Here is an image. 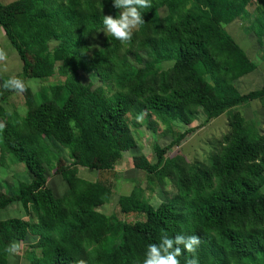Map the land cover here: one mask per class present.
Instances as JSON below:
<instances>
[{
	"label": "trees",
	"instance_id": "obj_1",
	"mask_svg": "<svg viewBox=\"0 0 264 264\" xmlns=\"http://www.w3.org/2000/svg\"><path fill=\"white\" fill-rule=\"evenodd\" d=\"M150 3L128 41L107 34L103 49L90 52L86 38L104 29L102 15L120 14L111 0L0 2V27L21 64L16 77L25 83L22 93L5 89L11 76H0V157L12 154L29 176L17 191L0 189V210L17 203L29 218L0 219V264L29 237L39 242V251L27 255L30 264H142L146 246L164 233L196 235L198 264H264V131L251 135L234 113L203 160L171 154L226 109L264 96V86L237 90L235 82L256 65L236 45L225 51L219 37L222 25L245 18L252 2ZM261 5L248 25L260 45L264 0ZM81 71L98 84L81 81ZM56 75L63 83L36 92L27 84ZM15 93L23 97L21 113L6 106ZM144 114L166 132L175 123L186 127L167 145L154 146L153 162L144 153L131 156L135 170L170 184V193L163 189L165 198L153 205L135 187L117 198L118 213L106 215L98 209L109 201L110 184L84 180L78 169L113 172L122 152L137 148L129 116L133 123ZM200 114L203 121L192 126ZM53 141L67 149L68 161L55 154ZM52 175L66 183L59 196L46 191ZM127 214L136 220L126 221ZM191 256L182 250L177 259L185 264Z\"/></svg>",
	"mask_w": 264,
	"mask_h": 264
},
{
	"label": "rangeland",
	"instance_id": "obj_2",
	"mask_svg": "<svg viewBox=\"0 0 264 264\" xmlns=\"http://www.w3.org/2000/svg\"><path fill=\"white\" fill-rule=\"evenodd\" d=\"M14 0H0L1 3H9ZM252 5L248 7V15L241 19L237 18L231 23L223 24L222 31L219 33L220 38L224 42L225 51L233 48L235 45L241 48L247 56L256 65V69L247 75H244L235 82V86L240 93L257 90L264 86V36L262 44H258L255 34L248 28L254 18L256 17V7L262 6V0H251ZM259 13V12H258ZM134 29L133 31H135ZM132 31V32H133ZM107 33L104 29L92 33L86 38L88 46L91 51L103 49V43ZM4 32L0 27V47L2 54H0V76L16 77L21 71V64L15 51L10 49L5 40ZM78 77L83 82H94L97 85V78L91 73L79 72ZM64 78L53 76L46 79H30L27 84L32 91H38L42 86L49 84H61ZM106 84V85H105ZM104 87L113 90L112 85L105 83ZM112 93L111 91H108ZM7 108L10 110H17L22 112L23 97L20 93H15L7 99ZM264 96H256L247 102L228 108L219 117L211 120L209 123L199 127L187 136L179 145H174L171 154L179 152L185 158L186 162L191 163L196 160H203L210 153L213 144L221 140L227 131L228 118L234 113L240 115L246 121V127L251 133L255 135L264 131ZM129 124L132 129V135L137 143V148L132 151L122 152L121 158L115 163V170L112 171H97L79 167L78 176L87 181L102 180L105 184L111 186V196L109 201L98 210L106 215L111 213H118L117 198L120 195H127L133 188L138 187L143 189L144 197L153 205L158 204L165 198L162 193L163 189L169 195L170 187L168 184L164 187L157 184L154 178L144 172L137 171L133 168L131 156L133 153H144L153 162V148L155 145L165 146L173 138L177 137L183 132L186 127L181 123H175L170 132H166L164 127L160 125L156 119L147 117L146 114L138 116L136 122H131L132 117L129 116ZM203 115H199V119L192 124L195 126L198 122H202ZM1 123V122H0ZM132 123V124H131ZM136 125V126H134ZM54 147L58 149L55 154L60 155L64 160H69L67 149L59 147L53 141ZM173 156V155H172ZM29 181L28 172L24 169L23 164L19 162L12 154H3L0 157V189L11 188L9 191H17V187L22 182ZM5 184V185H4ZM153 185V186H152ZM152 187V189H150ZM66 188L65 181L58 175H52L48 179V186L46 191L52 193L54 196L61 195ZM264 191V186L261 188ZM135 214H127L124 216L126 221H135ZM10 217H19L27 219L21 206L17 203H12L6 209L0 210V219ZM29 219V218H28ZM39 242L34 237H29L23 243H15L9 253L8 264H30L27 260V255L30 250L39 251Z\"/></svg>",
	"mask_w": 264,
	"mask_h": 264
},
{
	"label": "clouds",
	"instance_id": "obj_3",
	"mask_svg": "<svg viewBox=\"0 0 264 264\" xmlns=\"http://www.w3.org/2000/svg\"><path fill=\"white\" fill-rule=\"evenodd\" d=\"M114 8L120 10L119 16L102 15V25L107 34L120 42L130 39L132 31L143 25L141 13L151 7L150 0H111ZM5 89L24 92L25 83L21 78L10 77L3 82ZM182 247H173V245ZM200 240L196 235L177 234L169 237L162 234L158 243H150L146 246L142 264H180L177 259L181 251L191 253V258H185V264H198L196 249Z\"/></svg>",
	"mask_w": 264,
	"mask_h": 264
},
{
	"label": "crops",
	"instance_id": "obj_4",
	"mask_svg": "<svg viewBox=\"0 0 264 264\" xmlns=\"http://www.w3.org/2000/svg\"><path fill=\"white\" fill-rule=\"evenodd\" d=\"M121 158V157H120ZM132 162V161H131Z\"/></svg>",
	"mask_w": 264,
	"mask_h": 264
}]
</instances>
